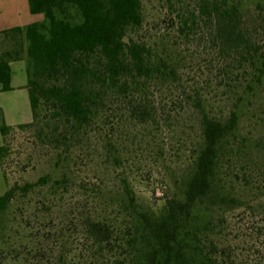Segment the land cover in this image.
<instances>
[{
	"label": "trees",
	"instance_id": "16d2710c",
	"mask_svg": "<svg viewBox=\"0 0 264 264\" xmlns=\"http://www.w3.org/2000/svg\"><path fill=\"white\" fill-rule=\"evenodd\" d=\"M145 1L29 0L43 22L0 33V83L10 91L25 60L33 114L12 127L0 109V241L15 264H237L233 219L255 186L245 152L262 147L241 132L239 89L264 84V44L227 0H164L172 26L145 34ZM202 27L230 90L186 67L179 41ZM148 162L150 198L135 185L153 186Z\"/></svg>",
	"mask_w": 264,
	"mask_h": 264
},
{
	"label": "rangeland",
	"instance_id": "374dc122",
	"mask_svg": "<svg viewBox=\"0 0 264 264\" xmlns=\"http://www.w3.org/2000/svg\"><path fill=\"white\" fill-rule=\"evenodd\" d=\"M230 2L241 3L243 9L244 22L247 28H249L254 38L261 44H264V0H227ZM144 13H145V34L146 31L151 35H156L163 33L165 27L168 24L165 23L166 15H168L169 10L164 0H146L144 2ZM161 28V32H157V29ZM172 26V25H171ZM157 27V28H156ZM207 29L202 27L201 34L196 38L192 39L190 42L179 41L180 50L187 55L188 61L186 67L188 71H192V76L200 75L199 71H204L205 79L208 71H215L220 77V84L223 88L230 90V86H234L236 81L233 78V83H229L227 77L224 76L226 72L225 66L228 62L210 53V46L207 38ZM147 34V35H149ZM214 63L212 66H207V64ZM221 72V74H220ZM224 76L226 80L222 78ZM198 77V76H197ZM233 77V76H232ZM236 90V89H235ZM233 91L230 104H234L238 97L242 95L243 102V117L241 123L242 134L251 139L254 142L259 141L262 145L260 150L249 149L245 152V161L247 162L248 170L246 175L252 177L255 186L254 194L251 192L247 194L249 198V203L252 207L245 206L241 212L233 219V238L236 241V251H237V264H264V84L257 90L254 96H243L242 88L239 89V96L237 92ZM187 118V117H186ZM193 122V121H189ZM194 123V122H193ZM187 121H183L181 126L187 125ZM182 127V128H183ZM186 127V126H185ZM0 137L3 139L1 133ZM158 142L162 147L174 148L176 143L171 141L168 136H165L163 142L158 139ZM20 159L25 163V156L21 155ZM18 161V160H17ZM15 161V164L17 163ZM144 175L146 179L152 180L151 188H147V184H135L140 194L143 197L150 198L152 196V187L155 183H158L161 176L157 173L156 168L152 167L150 162H148ZM40 166L38 169L33 170L29 168L25 173H20L16 171V168H12L14 171L12 180H23V181H35L42 174ZM151 170V171H149ZM111 180V178H110ZM249 181V179H248ZM248 183H251L250 181ZM3 189L7 191V184L3 182ZM156 187V186H155ZM158 187V186H157ZM2 194V193H0ZM161 196V191L157 190V197ZM18 206V205H17ZM16 206V207H17ZM20 207H25L21 205ZM2 251V252H1ZM9 248L3 245L0 241V264H15L13 259L9 254Z\"/></svg>",
	"mask_w": 264,
	"mask_h": 264
},
{
	"label": "crops",
	"instance_id": "0c3cea01",
	"mask_svg": "<svg viewBox=\"0 0 264 264\" xmlns=\"http://www.w3.org/2000/svg\"><path fill=\"white\" fill-rule=\"evenodd\" d=\"M44 16L30 12L29 0H0V33L17 27L43 22ZM11 90L4 91L0 83V109L9 126L30 124L33 121L28 90L27 63L25 60L11 62ZM3 139L0 137V146ZM5 181L0 166V197L5 194Z\"/></svg>",
	"mask_w": 264,
	"mask_h": 264
}]
</instances>
